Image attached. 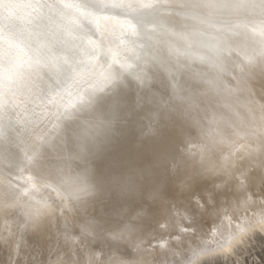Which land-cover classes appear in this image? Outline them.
<instances>
[{
    "label": "clouds",
    "instance_id": "obj_1",
    "mask_svg": "<svg viewBox=\"0 0 264 264\" xmlns=\"http://www.w3.org/2000/svg\"><path fill=\"white\" fill-rule=\"evenodd\" d=\"M264 0H0V264H261Z\"/></svg>",
    "mask_w": 264,
    "mask_h": 264
},
{
    "label": "rangeland",
    "instance_id": "obj_2",
    "mask_svg": "<svg viewBox=\"0 0 264 264\" xmlns=\"http://www.w3.org/2000/svg\"><path fill=\"white\" fill-rule=\"evenodd\" d=\"M258 243L260 245H264V239H259L258 240ZM254 254L260 258V262L261 264H264V247H257L255 250H254ZM250 259V257H247L245 259V264H248V260Z\"/></svg>",
    "mask_w": 264,
    "mask_h": 264
}]
</instances>
